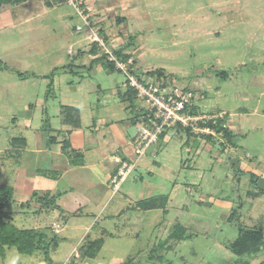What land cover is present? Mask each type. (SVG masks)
I'll return each instance as SVG.
<instances>
[{"label": "rangeland", "instance_id": "obj_1", "mask_svg": "<svg viewBox=\"0 0 264 264\" xmlns=\"http://www.w3.org/2000/svg\"><path fill=\"white\" fill-rule=\"evenodd\" d=\"M97 1L90 9L85 0L82 17L89 18L105 47L114 52L131 42L124 53L140 77L159 70L173 86L193 94L199 113L222 114L234 144L173 130L138 158L131 143L137 168L104 214L93 217L83 209L65 220V212L53 213L58 200L33 191L36 177L47 175L37 168L35 150L58 148L51 140L62 138L63 106L81 109L83 129L96 123L105 130L102 119L126 129L134 116L118 92L127 80L93 64L94 35L68 3L14 25L9 24L14 16L6 15L9 6L4 8L0 187L15 190L6 210L11 225L45 233L49 259L41 251L27 256L7 247L0 264H260L264 244L245 256L236 254L234 244L240 232L264 237V190L258 186L264 178V0H128L134 9L125 22L116 17L120 10L113 0ZM103 6L110 7L105 20L96 14ZM136 103L146 107L143 100ZM138 132V125H129L130 135ZM111 134H105L104 146ZM24 139L27 153L17 144ZM57 221L67 228L55 234ZM100 242L95 257L86 255Z\"/></svg>", "mask_w": 264, "mask_h": 264}, {"label": "crops", "instance_id": "obj_2", "mask_svg": "<svg viewBox=\"0 0 264 264\" xmlns=\"http://www.w3.org/2000/svg\"><path fill=\"white\" fill-rule=\"evenodd\" d=\"M113 1L116 4L115 6L118 7L116 9L120 10V13L116 14V17H122L123 19L121 21L125 22L127 20H125L126 14L131 10L133 11L134 6L130 5L131 3L128 0ZM95 2L94 0H87L90 9H95V5L98 4V1L95 0ZM64 3H67V0H29L26 3L14 5V7L9 6L6 10V15L12 16V18L14 16L13 20L9 19L10 25H14L17 22H20V24L25 22L31 23L33 19L41 18L49 9L52 11L55 10L54 12H56L55 8L62 6ZM110 4V2L107 3V5ZM102 5H104V3ZM97 8V17L99 19H103L104 17L105 20V17H107L105 13H110V7L103 6V10H100V7ZM74 30L78 34L81 33L77 31V27H74ZM119 48H122V46ZM92 49L93 45L91 46V50ZM91 50L90 54L92 58H98L99 51L97 54H93ZM83 51L85 50H81L80 57L83 56L81 54ZM97 65L101 66L100 64ZM127 89L128 88L118 92L121 102L125 105V110L129 112L130 115L132 114L131 116H134L133 119L127 122L128 125L126 129L117 128L115 123L111 124L112 120L110 119H102V121H100L101 124L105 126L107 132L102 129L100 124L96 125V123L83 129L84 121L81 109L78 107L63 106V130L59 135L62 138L60 141H58L59 138H56V140L54 138L53 140V142L59 143L58 148L51 151L44 147H39L35 150V153L38 154L37 168L40 172L47 173V175L40 174L36 177L33 191L41 192L45 196L53 195V198L56 199V201L58 200V204L53 206L52 212H65V220L67 219V215H77L83 209L87 210L88 215H92L93 217H95L96 212L104 214L110 202L113 200V197L120 193V188L115 191L110 185V180L118 169V165L113 161V157L119 155L129 159L132 158L133 152L130 148L135 135L132 136L129 134V125L139 126L135 117H139L140 113L139 107L136 111L130 109V103L124 97L125 93L128 91ZM108 124L111 125L109 126ZM110 128L113 131L112 134L110 133L111 130L108 132ZM108 133L112 136L109 137V144L104 146L103 144L107 140L106 135ZM102 137H104V139ZM67 142H69V148L65 154L63 151V144L65 145ZM17 144L21 147L20 151L24 150L27 153L28 148L25 139L17 140ZM51 173H53V175H49ZM125 197L127 201L133 202L128 195ZM24 206L25 204L22 205V207ZM122 212L117 211L115 213L122 214ZM57 222L53 230L55 234L59 231L63 232L64 229L67 228V224H62V221ZM69 227L68 229L71 230H74V228H86L82 225H70ZM87 230H89V228H87ZM54 249H58V245H54ZM80 257L81 256L78 254L76 255V258Z\"/></svg>", "mask_w": 264, "mask_h": 264}, {"label": "built area", "instance_id": "obj_3", "mask_svg": "<svg viewBox=\"0 0 264 264\" xmlns=\"http://www.w3.org/2000/svg\"><path fill=\"white\" fill-rule=\"evenodd\" d=\"M67 3L81 17L84 15L85 0H67ZM88 19L86 17L83 21L91 30V36L94 35L93 43H96L99 50L103 51L108 61L115 64L116 68L126 77L129 87L146 104L147 114L140 123L139 132L132 142L138 158L144 156L148 148L158 142L162 135L173 131L176 127L190 129L191 133L198 137L223 139L224 133L218 132L215 128L221 124L223 128L227 129L222 114H192L194 96L191 92H182L176 86H167L156 78L146 75L140 77L136 74L134 60L132 58L127 61L119 60L113 51L105 47V42L100 39V34L92 30ZM81 30V27H77L78 32ZM114 160L115 163L121 164L118 173L110 180L111 187L117 191L127 176L136 169L137 160L128 163L122 161L120 156H114Z\"/></svg>", "mask_w": 264, "mask_h": 264}, {"label": "trees", "instance_id": "obj_4", "mask_svg": "<svg viewBox=\"0 0 264 264\" xmlns=\"http://www.w3.org/2000/svg\"><path fill=\"white\" fill-rule=\"evenodd\" d=\"M27 1L29 0H0V12L8 6L19 5L22 3H26ZM131 44L132 43L130 42V44H128L127 47H130ZM127 47L124 46L122 48H118V50L116 51L114 50V54L117 56L119 60L127 61L129 58H131V56L128 53L126 54L124 53L125 52L124 50ZM98 51H99V48L97 47V44L94 43L91 53L97 54ZM98 63L102 66L103 69L109 70L113 73L117 71L120 72L116 68L113 62L108 61L107 56L104 53L102 56H99L93 61V64H98ZM136 74H137V70H136ZM145 75L148 77L156 78L157 80L163 82L167 86H173L172 82L168 80V77L159 70L147 72ZM126 84H127L128 91L125 93L124 97L130 103V109H133L136 111V109L138 108L136 101L139 100V98L137 97V93L129 87L127 81H126ZM139 108H140L139 117L136 116L135 119L140 125L143 118L146 116L147 111H146L145 106L139 107ZM191 113L198 114L199 112L196 109V107H192ZM215 128L217 129L218 132L224 133L223 139H225L227 142L231 144H234L233 143L234 132L231 129L229 128L225 129L222 127L221 124H218V126ZM174 131H184L187 133L189 137L194 136V134L191 133L190 129H183L181 127H176ZM167 133L161 136L160 140L162 142L164 141ZM204 138L210 141L214 140L212 137H204ZM53 140L54 138H52L51 141L53 142ZM64 147H65L64 151L66 152L67 149L69 148V142H67ZM121 158H122V161L124 162H128V163L132 162L131 158L130 159L127 157H121ZM117 165H118V169L115 175L118 173L121 167V164H117ZM137 165H138V162H137ZM256 179L257 178L253 176L251 182L253 184L256 183ZM14 194L15 192L13 188L7 187V186L0 187V257L5 258L6 256L5 249L7 247H11V248H16L20 254L27 255V256H33L37 251H41V252H44L47 259H49V251H48V248L46 247L47 243H46L45 233L37 231V230L18 229L15 226L11 225L10 221L12 220V218L10 217V215L7 213L6 210L13 203ZM262 244H264V237L262 236L261 232H246V233L240 232V235L234 244V249L238 256H245L251 253L253 250L261 247ZM54 245H57V244H54ZM99 245H100L99 247L93 246L92 248L95 247V251L91 253L92 251V248H91L90 250L87 251L86 255L95 257L96 254L100 251L103 243L100 242ZM244 264H248V263H244ZM260 264H264V258L262 259Z\"/></svg>", "mask_w": 264, "mask_h": 264}, {"label": "water", "instance_id": "obj_5", "mask_svg": "<svg viewBox=\"0 0 264 264\" xmlns=\"http://www.w3.org/2000/svg\"><path fill=\"white\" fill-rule=\"evenodd\" d=\"M238 161H239L238 159L233 160L232 164H237ZM258 186H259V188H260L261 190H264V178H260V179L258 180Z\"/></svg>", "mask_w": 264, "mask_h": 264}]
</instances>
